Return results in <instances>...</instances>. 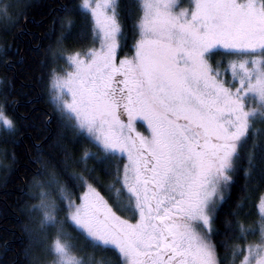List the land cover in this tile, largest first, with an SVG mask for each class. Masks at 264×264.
I'll return each instance as SVG.
<instances>
[{
    "label": "snow or ice",
    "instance_id": "1",
    "mask_svg": "<svg viewBox=\"0 0 264 264\" xmlns=\"http://www.w3.org/2000/svg\"><path fill=\"white\" fill-rule=\"evenodd\" d=\"M32 7L0 0V33L13 34ZM124 8L139 36L131 57L121 47L120 0L62 6L57 44L99 46L61 52L72 70L49 73L59 130L47 154L37 147L40 170L24 192L23 264H94L87 249L108 264H264V0H129ZM8 55L0 47L5 69ZM8 106L0 89L4 144L23 129ZM78 144L96 151L78 156ZM0 156L16 163L15 153ZM97 169L114 179L106 190L115 208L97 190ZM241 172L244 194L221 233L215 224ZM257 192L258 219L246 225L241 215ZM69 223L86 248L73 243Z\"/></svg>",
    "mask_w": 264,
    "mask_h": 264
},
{
    "label": "trees",
    "instance_id": "2",
    "mask_svg": "<svg viewBox=\"0 0 264 264\" xmlns=\"http://www.w3.org/2000/svg\"><path fill=\"white\" fill-rule=\"evenodd\" d=\"M79 2L80 0H32L34 7L20 21V27L11 35L0 33V47H6L9 51L6 61L9 67L5 69L3 63H0V89L7 88L9 95L6 113L9 118H24L21 121L23 129L20 136L15 138V143L4 144L0 140V150H6L9 154L15 153L16 156L14 165L10 157L4 160L0 156V264H23L22 224L25 222V217L21 209L24 192L30 187L32 176L40 170V164L37 162V147L43 148L44 153L47 154L59 130L56 114L50 101L49 73L53 69H56L58 73L64 70L66 61L59 59L61 52L66 55L94 46L90 39L83 42L65 40L62 48L57 44L60 34L59 21L63 17L62 6L71 7ZM127 3L129 0H120V23L127 38L126 43L124 40L121 41V47L124 55L132 56L134 42L139 36L133 28L135 21L124 16V6ZM77 23H79L78 20ZM49 48L52 50L51 53ZM221 58L217 57V59ZM49 117L52 118L50 125L47 123ZM258 127L264 128L260 125ZM84 148H87L89 152L96 151L91 145L79 144L75 145L74 151L79 156ZM116 163L119 164V161ZM3 164H7L10 169L6 183ZM88 167H95V164L90 162ZM246 167V161L242 160L241 170L243 171ZM112 170H115L114 166ZM96 175L102 179V186L98 185L97 190L110 203H113L106 190L114 183L113 177L105 176L104 171L100 169H97ZM243 185L241 172V177L237 178L235 187L229 193L231 199L223 205L215 224L221 233L226 232L224 221L226 218H231L229 213L236 210L235 205L244 194L241 190ZM261 194L255 193L252 202L243 209L241 220L246 225L258 219V208L254 205L258 204V197ZM66 230L74 238L73 243L77 248H86L85 242L73 231L70 223L66 224ZM223 239L224 236H218L214 238V242L219 244ZM86 251L92 257L94 264H108V256L93 252L91 249ZM218 252L221 256L224 255L223 249L218 248ZM113 264H115L114 260Z\"/></svg>",
    "mask_w": 264,
    "mask_h": 264
},
{
    "label": "rangeland",
    "instance_id": "3",
    "mask_svg": "<svg viewBox=\"0 0 264 264\" xmlns=\"http://www.w3.org/2000/svg\"><path fill=\"white\" fill-rule=\"evenodd\" d=\"M189 3H190V0H178V4L180 5V6H182V7H188V5H189ZM179 9H177V11H178ZM95 47H98L99 45H98V43L96 44V45H94ZM67 55H69V54H66L65 56H67ZM129 57H131V56H129ZM66 61V60H65ZM72 69H71V67L69 66V64L66 62V64H65V68H64V70L60 73V74H63V73H65V72H68V71H71ZM137 128H138V130L139 131H141L142 133H144L145 135H147V132H145V128H146V125H145V127L144 128H140V126H139V123H138V125H137ZM105 198V197H104ZM106 199V198H105ZM107 200V199H106ZM77 202H79L78 200H77ZM110 203V202H109ZM110 204H113V203H110ZM113 207L115 208V205L113 204ZM118 214H123V215H125V218H128L129 217V214H127V213H118Z\"/></svg>",
    "mask_w": 264,
    "mask_h": 264
}]
</instances>
